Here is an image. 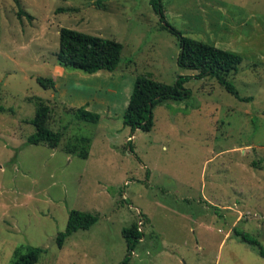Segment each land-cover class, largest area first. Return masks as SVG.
<instances>
[{
	"label": "rangeland",
	"instance_id": "374dc122",
	"mask_svg": "<svg viewBox=\"0 0 264 264\" xmlns=\"http://www.w3.org/2000/svg\"><path fill=\"white\" fill-rule=\"evenodd\" d=\"M161 3L184 37L242 57L226 78L243 100L177 65L178 39L149 0H0V264L26 245L45 249L37 264H120L122 230L140 213L148 221L129 264H264L233 235L236 227L264 249V0ZM61 28L120 43L117 69L59 66ZM139 76L188 77L191 96L154 108L152 130L131 140L122 117ZM36 97L49 128L63 131L56 149L26 144ZM84 105L96 124L67 113ZM80 136L91 139L86 160L67 153ZM71 210L98 221L58 248Z\"/></svg>",
	"mask_w": 264,
	"mask_h": 264
},
{
	"label": "trees",
	"instance_id": "16d2710c",
	"mask_svg": "<svg viewBox=\"0 0 264 264\" xmlns=\"http://www.w3.org/2000/svg\"><path fill=\"white\" fill-rule=\"evenodd\" d=\"M19 5V2L17 1ZM152 10L160 16L162 28L175 35L179 44L177 65L181 68L196 71L195 78L213 77L227 93L239 100H243L235 86L227 80L228 74L236 72L242 62V57L232 51L222 50L213 45L184 37L179 31L170 27L164 19L161 0H149ZM59 12H72L74 9H60ZM20 14V12H19ZM30 18V17H29ZM59 48L56 53L57 64L62 68L80 70L86 74H95L98 71L113 72L117 69L122 53V45L115 41L101 37L91 36L75 30L61 28L58 33ZM188 77H178L173 85L157 82L148 76H139L135 79L128 105L124 111L122 122L130 130L131 138L135 131L148 133L153 128V110L166 102H179L189 99L191 93L184 88ZM38 85L44 90H55V81L51 78H36ZM35 104V116L30 121L34 127V133L27 140V145H44L49 149L59 147L64 137L63 131H54L48 126L49 107L41 98H33ZM0 111H4L0 107ZM75 121L96 124L99 121L97 113L88 111L85 106L70 109L67 112ZM67 129L64 126L63 130ZM131 141V140H130ZM128 141V142H130ZM91 139L80 136L75 144L67 149V153L86 160L89 157ZM141 223H147V219L140 213ZM98 221V215L71 210L69 212L66 227L56 237L58 248L63 246L65 239L79 230H89ZM233 235L241 242L257 249V253L264 258V249L259 241L248 234L233 228ZM122 236L126 242V254L120 264H129L132 253L144 237L140 225L133 224L122 230ZM45 252L44 248L26 245L15 250L10 264H37L39 257Z\"/></svg>",
	"mask_w": 264,
	"mask_h": 264
},
{
	"label": "crops",
	"instance_id": "0c3cea01",
	"mask_svg": "<svg viewBox=\"0 0 264 264\" xmlns=\"http://www.w3.org/2000/svg\"><path fill=\"white\" fill-rule=\"evenodd\" d=\"M56 86V85H55ZM85 107H86V109H87V105H84ZM133 137V136H132ZM132 137L131 138H129V139H131L132 140Z\"/></svg>",
	"mask_w": 264,
	"mask_h": 264
},
{
	"label": "built area",
	"instance_id": "2783aa9c",
	"mask_svg": "<svg viewBox=\"0 0 264 264\" xmlns=\"http://www.w3.org/2000/svg\"><path fill=\"white\" fill-rule=\"evenodd\" d=\"M141 224V222H139V225Z\"/></svg>",
	"mask_w": 264,
	"mask_h": 264
}]
</instances>
